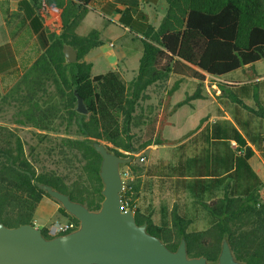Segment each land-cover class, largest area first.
<instances>
[{"label": "trees", "instance_id": "trees-1", "mask_svg": "<svg viewBox=\"0 0 264 264\" xmlns=\"http://www.w3.org/2000/svg\"><path fill=\"white\" fill-rule=\"evenodd\" d=\"M92 1L19 0L18 9L36 35L41 53L16 83L0 94V105L13 104L21 125L51 131L59 122H66L69 127L76 125L82 138L61 139L59 154L72 157L77 166V176L71 179L54 170L40 171L19 132L0 123V221L10 227L36 225L42 200L53 198L45 185L92 210L99 209L104 200L102 156L94 142L105 141L111 151L132 159L137 148L130 126L142 129L139 150L153 143L177 144L192 136L207 117L183 138L170 140L157 132L159 112L145 115L142 109L139 114L138 107L149 86L171 77L174 82L167 93L169 100L184 78L197 81L194 93L176 107L203 98L209 75L215 78L214 94L231 112L236 125L229 119L206 124L193 137V155L186 153V143H182L175 162L162 161L144 171L141 168L144 177L125 180L123 201H129L137 223H147V230L171 250H177L185 239L190 257L217 261L227 240L244 264H264V179L250 163L255 155L250 143L264 157V130L252 123L253 115L264 119V76L256 68L264 60V0H106L100 12L107 16V22H113L110 16L120 12V22L140 42L139 72L131 82L119 70L93 74V63L85 59L102 44L96 29L86 35L77 32ZM159 3L164 4L165 13L156 27L145 5ZM50 20L54 29L45 23ZM66 45L77 51L76 62L67 61ZM17 64L11 46L0 47V74L14 70ZM235 72L242 76L230 79ZM76 91L89 113L77 111ZM250 99L258 109L247 104ZM243 110L250 116H243ZM126 165L139 170L132 161ZM150 178H157L172 192L189 191L207 212V226L191 228L192 219L178 202L156 223L150 208L141 203ZM59 210L80 223L62 206ZM40 227L46 237H53L46 227Z\"/></svg>", "mask_w": 264, "mask_h": 264}, {"label": "water", "instance_id": "water-1", "mask_svg": "<svg viewBox=\"0 0 264 264\" xmlns=\"http://www.w3.org/2000/svg\"><path fill=\"white\" fill-rule=\"evenodd\" d=\"M64 52L68 62L78 60L71 45H66ZM76 96L77 111L89 113L84 98L77 91ZM94 147L102 156L101 207L92 210L69 194L45 185L48 194L80 221L79 226L48 238L37 225L10 227L0 221V264H244L235 257L227 240L217 261L206 256L190 257L185 239L177 250H171L147 230V223H137L132 209H123L122 166L132 159L111 151L98 140Z\"/></svg>", "mask_w": 264, "mask_h": 264}, {"label": "rangeland", "instance_id": "rangeland-1", "mask_svg": "<svg viewBox=\"0 0 264 264\" xmlns=\"http://www.w3.org/2000/svg\"><path fill=\"white\" fill-rule=\"evenodd\" d=\"M93 6L97 9L100 8L102 1H94L91 2ZM145 10L149 13L151 17V22L156 27L159 26L164 13L165 8L163 3H159L157 5H145ZM118 14H114L110 16L112 21L117 20ZM47 27L50 29H54L53 21L45 22ZM98 30L100 32V37L102 40V44L99 45V48L105 52V56L109 55L112 52L117 51H127L128 48H132L135 46H139L138 40H133L134 35L130 32V29L126 28V26H122L120 22H107V18L104 17L98 10H90L77 31L80 34L86 35L90 33L92 30ZM6 33L4 32V38H6ZM2 40V39H1ZM91 50L86 56L85 59L87 61L93 62V74L104 73L109 70H114V63L110 60H105L102 57H97L94 59L91 57L93 51ZM131 52H134L135 55L139 57L142 55L141 48L139 51L137 49H132ZM95 53V52H94ZM40 54V47L36 41V38L31 40L29 43L28 53L22 54L20 61L21 66L12 71H8L0 74V94L4 95L19 79L21 74L27 69L29 64H31ZM102 56V55H101ZM130 64L132 67L137 64L138 70V62L136 56H130ZM119 67H123V64L119 65ZM257 70L264 76V60L258 62L256 64ZM238 78L242 75L239 72L235 74ZM215 79L208 75L207 83L210 87L212 93H214L215 84H212V80ZM185 88L188 90L187 93L192 92L195 88V83L192 82L194 80L186 79ZM185 88H180L175 95L173 96V100L177 101L178 99L184 98L186 96ZM164 89V92L169 89V85L167 82L161 83V87L157 88V94L151 99L143 98L140 102V106L138 107V113H145V115H152L153 112H159L163 100L165 99V95H161L160 92ZM206 90V88H204ZM210 94V93H209ZM77 109V103H76ZM17 108L13 104H5L0 105V123L8 124L10 127L15 128L22 138L25 141L26 151L30 153V157L36 163L40 171L43 170H54L59 174L68 175L71 179H74L77 176V170L74 166L72 157H63L60 155L61 151V139L62 137H73V138H82L81 135L77 134V126L74 125L69 127L66 125V122L57 124L55 128L51 131H43L35 128L31 125H21L17 122L16 118ZM188 113L190 117L187 120L179 122L177 127L171 128L175 133H183L184 130L192 126L196 117L201 114L200 111L189 110ZM67 114V113H66ZM68 115V114H67ZM64 121V120H63ZM142 129L141 127L130 126L129 134L132 135L134 141V147L137 148L136 152H132L134 155L132 158V164L137 166L139 170H133L132 166L123 165L122 171H130V173L135 177H144V169L154 165L159 162L156 158L159 156L158 154H154L153 147H146L142 150H139L138 147L140 143L138 142V138L141 136ZM104 144H107L105 141H101ZM32 147L35 150H32ZM123 151V150H122ZM129 153V152H128ZM165 155L170 158L172 155L171 150H165ZM130 154V153H129ZM158 155V156H157ZM170 161V160H167ZM78 165V164H77ZM143 168V171L140 169ZM161 183L157 178H150L149 184L145 186L144 196L141 198V203L145 207L150 208L152 212L153 220L158 223L162 217L163 212H168L173 209L174 205L178 202L180 205V209L189 214V217L192 219L191 228H199L204 229L208 224V214L205 211L204 207L200 204V202L189 192L183 190L180 193L172 192L168 186L160 185ZM219 194H222L219 192ZM48 198L47 205H42L39 207V211L36 213L35 224L37 226L49 228L56 222H62L69 220L66 218L59 210L61 207L60 203L57 202L54 198Z\"/></svg>", "mask_w": 264, "mask_h": 264}, {"label": "crops", "instance_id": "crops-1", "mask_svg": "<svg viewBox=\"0 0 264 264\" xmlns=\"http://www.w3.org/2000/svg\"><path fill=\"white\" fill-rule=\"evenodd\" d=\"M94 1H102V4H101V6H102L106 0H93L92 2H94ZM18 3H19V0H0V47L5 46L7 44H9L11 46L12 51L15 54L16 61L18 63L17 66L15 67V69H17L21 66V61H20L21 55L28 53L29 43L31 42V40L36 38V35L33 33L31 28L29 27L28 22L26 21L23 12L18 9ZM101 6H100V8H101ZM90 7H91V10L96 9L100 12V8L97 9L92 4L90 5ZM118 9L121 11H124V6L119 5ZM116 13L118 14V18H117V20L113 21L115 23L120 22V17H121L120 12H114V14H116ZM103 16L107 18V16H105V15H103ZM120 24L122 26H124L121 22H120ZM126 28L128 29V27H126ZM4 32L7 35L6 38H4ZM36 41H37V38H36ZM37 43H38V41H37ZM96 48H99V46ZM133 48L137 49V51H139L140 46H138V47L135 46L132 48L129 47L128 48L129 52H127L125 50H124V52L123 51H117V52H112L106 56L104 55L105 52L103 50L94 49V50H98V51H97V53H96V51H93V54L91 55V57L94 59H97V57L98 58L102 57L105 60L112 61L114 63V67H116L114 70H119L122 73V75L124 76V78L126 79V81L131 82L138 75L140 59L142 56L141 55L139 57L138 55H135L134 52H131V50ZM40 53H41V49H40ZM132 55L136 56V59L138 62V70H137V64L134 65V67H132V65L130 64V62L132 63V61H130V56H132ZM90 62H92V61H90ZM31 64H29V66L27 68H29L31 66ZM121 64H123V67H119V65H121ZM238 73L239 72L232 73L229 76V78L237 80L238 77L235 74H238ZM186 79L194 80L191 78H184L181 81L178 89L170 97V100L167 99V93H168V90L172 87L174 79L171 77L168 81H166L167 84L169 85V89L166 90L165 92L163 89L160 92V94L162 96L165 95V99L163 100L162 107L159 111V121H158L159 130H157V132L161 137H163L165 139H170V140L180 139V138H183L185 135H187L189 133V131H191L193 129H197L200 126V122L203 118L207 117V121L204 123V125L201 128L198 129V131L195 134L185 138L184 140H182L181 142H179L177 144H156V143H153V144L147 146L148 148L153 147L154 154L159 155V156L157 155L158 157L156 158L157 161L159 160V162H157V163H160L162 161L171 162V163L175 162V159L182 152V149L180 148V145L182 143H186V146H187L186 153L189 155H193L192 151L194 150V147L196 146V143H195L193 137L195 135H198L199 132L202 130V128L206 124H208V123L212 124V123L216 122V120H219V119H229L235 124V122L232 118L231 112L218 100L216 95L211 92L207 81H206V85H205L206 90L205 89L203 90V94H204L203 98L193 99L189 103H186L180 107H176V105L180 101L185 99L188 95L193 94L194 91L197 89V81L194 80V81H192L195 83L194 90L192 92L187 93L188 90L185 88V84L187 82V81H185ZM260 79H263V77ZM162 83H164V82H162ZM159 86L161 87L160 82L149 86L145 92L146 98L149 99L151 96V99H152L158 93L157 88ZM182 87L185 88L186 96L184 98L178 99L177 101H174L173 96ZM215 88H216V84H215L214 89ZM247 104L253 108L258 109V106H257L255 100L250 99L247 101ZM189 110H191V111L198 110L201 113L196 117L193 125L187 127L184 130V132L181 134L179 132L175 133L172 130H169L171 128L177 127L179 122L187 120L190 117V114L188 113ZM243 116L249 117L250 115H248L246 113V111L243 110ZM162 123H164V126H162V127L159 126V125H162ZM252 123H253V125H259L264 130V119L259 118L256 115H253ZM233 145H234V142H233ZM250 145L255 149V155L250 159V163H251L253 169L259 174V176L262 179H264V157H263L262 153L257 148H255V146H253V144L250 143ZM168 149L171 150V152H172V155H170V158L168 156H166L164 153V151L168 150ZM167 160H170V161H167ZM157 163H155V164H157ZM160 185H163V184L161 183ZM163 186H167V185L164 184ZM47 200H48V198L45 197L42 200L39 207L44 205V204L45 205L49 204ZM39 207L37 209V212L40 210Z\"/></svg>", "mask_w": 264, "mask_h": 264}, {"label": "built area", "instance_id": "built-area-1", "mask_svg": "<svg viewBox=\"0 0 264 264\" xmlns=\"http://www.w3.org/2000/svg\"><path fill=\"white\" fill-rule=\"evenodd\" d=\"M122 173H123L124 182H125V180H134V176L130 173V171H124V172L122 171ZM124 186H125V184H124ZM123 209L124 210L132 209L129 207V201L128 200L123 201ZM78 226H79V224H77L76 221L66 220V221L54 223L49 228L48 232L51 236H56L59 234L69 233V232L75 230Z\"/></svg>", "mask_w": 264, "mask_h": 264}]
</instances>
